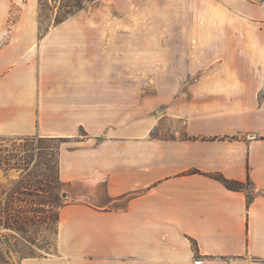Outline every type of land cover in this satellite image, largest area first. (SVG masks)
Here are the masks:
<instances>
[{
	"label": "crops",
	"instance_id": "1",
	"mask_svg": "<svg viewBox=\"0 0 264 264\" xmlns=\"http://www.w3.org/2000/svg\"><path fill=\"white\" fill-rule=\"evenodd\" d=\"M18 3L0 0V137L67 141L59 177L76 188L53 253L21 264L264 260V0H188L191 79L156 96L132 64H100L98 33L21 31ZM165 121L183 131L155 137Z\"/></svg>",
	"mask_w": 264,
	"mask_h": 264
},
{
	"label": "rangeland",
	"instance_id": "2",
	"mask_svg": "<svg viewBox=\"0 0 264 264\" xmlns=\"http://www.w3.org/2000/svg\"><path fill=\"white\" fill-rule=\"evenodd\" d=\"M39 1L19 0L13 7L12 20L24 22L21 31L28 30V22L33 21L40 40L59 26L56 18L62 0L44 3L42 11ZM80 1L86 9L54 30L98 33L100 64H132L130 79L140 86L139 94L156 96L165 84L191 79V40L185 39L191 32L188 0ZM129 73L109 74L121 80ZM171 90L172 94L187 90V85ZM176 131L182 132L183 125L165 121L154 135L169 138ZM66 142L0 137V264H21L24 258L53 253L60 208L76 192L74 186L64 185L59 177L60 150ZM245 188L250 191L252 185L246 183ZM78 189L90 193L87 187ZM244 264H264V260L248 259Z\"/></svg>",
	"mask_w": 264,
	"mask_h": 264
},
{
	"label": "trees",
	"instance_id": "3",
	"mask_svg": "<svg viewBox=\"0 0 264 264\" xmlns=\"http://www.w3.org/2000/svg\"><path fill=\"white\" fill-rule=\"evenodd\" d=\"M50 1H57V0H40L39 4L42 7L41 11L44 10V3L49 4ZM60 1V0H58ZM61 6H60V15L57 16L56 18V24L60 25L64 22H66L67 20H69L71 17L77 15L78 13H80L81 11L86 9V6L84 5V3L80 0H75L73 2H68V3H64V0L61 1ZM48 6V5H46ZM43 17V13L40 14V18ZM48 139H60L61 141H64V139L62 138H48ZM215 178L217 180H219L220 182H222L228 189L231 190H236V191H249L248 189L245 188V184L246 183H250V181L243 183L240 181H233V180H229L227 178H225L223 175H215ZM251 184V183H250ZM248 199L249 202L252 200V195L249 192L248 193Z\"/></svg>",
	"mask_w": 264,
	"mask_h": 264
},
{
	"label": "built area",
	"instance_id": "4",
	"mask_svg": "<svg viewBox=\"0 0 264 264\" xmlns=\"http://www.w3.org/2000/svg\"><path fill=\"white\" fill-rule=\"evenodd\" d=\"M2 238V232H1V228H0V240ZM197 263H200V262H197Z\"/></svg>",
	"mask_w": 264,
	"mask_h": 264
},
{
	"label": "bare ground",
	"instance_id": "5",
	"mask_svg": "<svg viewBox=\"0 0 264 264\" xmlns=\"http://www.w3.org/2000/svg\"><path fill=\"white\" fill-rule=\"evenodd\" d=\"M2 182V181H1Z\"/></svg>",
	"mask_w": 264,
	"mask_h": 264
},
{
	"label": "water",
	"instance_id": "6",
	"mask_svg": "<svg viewBox=\"0 0 264 264\" xmlns=\"http://www.w3.org/2000/svg\"><path fill=\"white\" fill-rule=\"evenodd\" d=\"M66 196V195H65Z\"/></svg>",
	"mask_w": 264,
	"mask_h": 264
}]
</instances>
